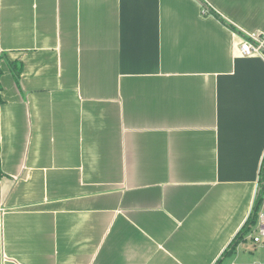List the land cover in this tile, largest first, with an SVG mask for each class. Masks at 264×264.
I'll return each instance as SVG.
<instances>
[{"label": "crops", "instance_id": "obj_1", "mask_svg": "<svg viewBox=\"0 0 264 264\" xmlns=\"http://www.w3.org/2000/svg\"><path fill=\"white\" fill-rule=\"evenodd\" d=\"M256 37L264 0H0V264H237Z\"/></svg>", "mask_w": 264, "mask_h": 264}, {"label": "trees", "instance_id": "obj_2", "mask_svg": "<svg viewBox=\"0 0 264 264\" xmlns=\"http://www.w3.org/2000/svg\"><path fill=\"white\" fill-rule=\"evenodd\" d=\"M214 15L216 16V14H214ZM9 65L11 66V70H12L14 78L16 80L19 79V76L21 73L20 64L16 65L13 62V63H10ZM0 91H1V87H0ZM2 103H4V101L2 100V98L0 96V104H2ZM1 176H3V173L1 172V168H0V177ZM263 198H264V159H263L262 169L260 171V176H259V180H258V189H257L256 198H255V201L253 204L252 211H251L249 217L247 218L243 228L238 232V234L235 236V238L228 245L226 250L221 255L219 261L221 259H223L224 257L231 255L234 252L238 242L241 241L246 234L250 233L252 230V227L257 224L259 211H260L261 205L263 203Z\"/></svg>", "mask_w": 264, "mask_h": 264}, {"label": "built area", "instance_id": "obj_3", "mask_svg": "<svg viewBox=\"0 0 264 264\" xmlns=\"http://www.w3.org/2000/svg\"><path fill=\"white\" fill-rule=\"evenodd\" d=\"M239 49L244 56H264V39L256 37L250 40H244L241 42ZM250 236L254 243L262 244L264 246V208L258 215L257 228L250 234Z\"/></svg>", "mask_w": 264, "mask_h": 264}, {"label": "rangeland", "instance_id": "obj_4", "mask_svg": "<svg viewBox=\"0 0 264 264\" xmlns=\"http://www.w3.org/2000/svg\"><path fill=\"white\" fill-rule=\"evenodd\" d=\"M263 204H264V198H263ZM257 228V224L255 226L252 227V232L255 231V229ZM256 233V232H255ZM250 234H247L246 236V240L241 242V245L239 246V249H238V254H237V257L238 255L240 254V258H237L236 255H233L231 256L227 262H230L232 261L233 259L236 260V263L237 264H253L252 261H253V254L256 252L255 255H258V254H262L263 256V252H264V249H257L255 251V249L253 248V243L251 240H249L248 236ZM261 244H257V248L260 247Z\"/></svg>", "mask_w": 264, "mask_h": 264}]
</instances>
